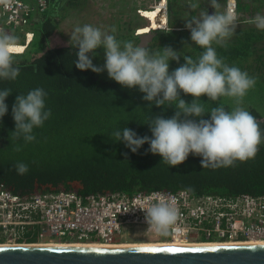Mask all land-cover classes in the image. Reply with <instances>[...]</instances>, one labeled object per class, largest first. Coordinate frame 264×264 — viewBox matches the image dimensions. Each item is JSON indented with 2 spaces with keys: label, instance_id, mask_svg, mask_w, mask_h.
I'll use <instances>...</instances> for the list:
<instances>
[{
  "label": "trees",
  "instance_id": "16d2710c",
  "mask_svg": "<svg viewBox=\"0 0 264 264\" xmlns=\"http://www.w3.org/2000/svg\"><path fill=\"white\" fill-rule=\"evenodd\" d=\"M85 1L48 0L46 10L40 12L36 9L34 20L24 28H14L0 19L1 30L22 38V42H17L19 44L24 43L27 31L34 33L25 50L15 54L20 68L17 78L0 80V89L11 90L6 97L8 112L0 118V187L26 196L62 190L76 191L82 196L107 193L133 195L154 190H187L197 197L263 196L264 113L257 103L242 100L241 106L256 118L262 142L254 158L234 161L231 166L209 165L203 168L202 158L191 153L179 165L169 166L159 154L147 151V142L132 152L123 142L115 140L111 133L121 127H129L140 136H151L146 122L156 114L171 117L177 102L166 101L164 106L151 105L142 98L144 93L138 87L123 86L101 72L75 67L77 49L70 45L63 23L70 14L66 8L71 5L73 11L78 10ZM110 1L115 6L119 4L117 0ZM174 1L178 0H170ZM224 1L211 0L214 6ZM250 1L238 0V12L241 16L247 13L250 18H241L235 32L222 44L213 43V47L225 63L238 66L256 78L255 85L247 93L264 97V30L251 25L252 22L248 23L254 18ZM132 2L136 3L135 0ZM128 3L130 20L118 24L119 28L128 24L127 32L115 37L120 41L139 43L136 30L139 29V34L147 33L148 25L142 24L143 17L138 13L137 6H132L131 0ZM172 3V14H169L168 20L170 28L158 27L154 30L155 35L147 47L154 51L170 46L179 55H190L196 59L202 49L190 40V30L177 22L178 16L192 14L183 9V4L175 10ZM207 6L217 11L210 0H202L198 7L194 6L193 12L199 15V12L207 11ZM146 12H150L144 14L148 20L159 19V15H154L158 12ZM95 51L98 55L92 57L93 61L104 53L102 47ZM182 63L183 56H180L179 62L170 60L169 71ZM36 87L43 88L47 93L45 107L51 110V115L42 126L34 128L35 139L25 142L22 136L13 132L15 122L11 109L19 93H27ZM180 96L189 103L193 100L191 94L182 91ZM198 99L196 102L205 111L216 104H223L228 110L235 106V98L230 97L210 101L201 94ZM209 115L205 113L203 118L207 119ZM18 162L27 165L26 173L21 175L16 171Z\"/></svg>",
  "mask_w": 264,
  "mask_h": 264
},
{
  "label": "clouds",
  "instance_id": "9594fccd",
  "mask_svg": "<svg viewBox=\"0 0 264 264\" xmlns=\"http://www.w3.org/2000/svg\"><path fill=\"white\" fill-rule=\"evenodd\" d=\"M214 7V2H211ZM215 9V7H214ZM237 13L234 8L224 12L209 14L201 11L199 15L186 18L185 27L190 30V40L202 49L193 59L190 55H179L170 46L150 51L146 44L120 41L114 33L102 30L92 24L76 26L69 41L77 49L73 64L80 70L94 72L107 71L110 78L127 87H138L143 99L149 104L164 106L165 102L176 101L175 112L171 117L156 114L148 122L151 136H140L129 127L115 129L111 135L121 141L132 152H136L145 142L153 154H159L169 166L179 165L188 155H199L204 167L231 166L234 161H246L255 157L262 133L256 118L241 106L243 97L256 83V78L238 66L229 65L219 57L213 43L222 44L236 30ZM258 29L264 30V14L254 18ZM19 37L9 31L0 30V80H15L20 68L15 61ZM102 47L104 64H93L95 51ZM184 63L169 71L170 60ZM180 91L191 94L189 103L180 96ZM11 90L0 89V118L8 112L6 97ZM201 94L210 101L221 97L235 98V106L228 110L223 104H216L209 111L197 103ZM47 93L36 87L27 93H19L12 105L15 122L13 132L22 136L25 142L35 139L34 128L42 126L51 115L45 107ZM209 113L207 119L203 118ZM192 117V118H190ZM19 150V149H17ZM19 174L27 172L23 162L16 164ZM147 225L154 226L158 232H166L175 223L178 209L172 198H162L147 206H139Z\"/></svg>",
  "mask_w": 264,
  "mask_h": 264
},
{
  "label": "built area",
  "instance_id": "2783aa9c",
  "mask_svg": "<svg viewBox=\"0 0 264 264\" xmlns=\"http://www.w3.org/2000/svg\"><path fill=\"white\" fill-rule=\"evenodd\" d=\"M154 2L151 10L157 5L161 8L157 21L164 26L159 28L169 29V0ZM47 6L48 0H0V19L14 28H24L34 20L36 9L44 12ZM230 7L237 13V24L242 18L238 0H225V11ZM144 10L138 9V13L144 16ZM33 37V32L25 33L24 50ZM162 198L174 199L178 209L177 220L164 233L147 225L139 208ZM138 232L185 243L264 241V195L197 197L187 190H154L133 195L82 196L76 191L62 190L26 196L0 187V245L32 240L36 244L113 245L127 242L126 234Z\"/></svg>",
  "mask_w": 264,
  "mask_h": 264
},
{
  "label": "water",
  "instance_id": "95a60500",
  "mask_svg": "<svg viewBox=\"0 0 264 264\" xmlns=\"http://www.w3.org/2000/svg\"><path fill=\"white\" fill-rule=\"evenodd\" d=\"M212 13L209 9V14ZM154 35V30L139 34V43L148 45ZM0 264H264V244L127 247L3 244Z\"/></svg>",
  "mask_w": 264,
  "mask_h": 264
},
{
  "label": "rangeland",
  "instance_id": "374dc122",
  "mask_svg": "<svg viewBox=\"0 0 264 264\" xmlns=\"http://www.w3.org/2000/svg\"><path fill=\"white\" fill-rule=\"evenodd\" d=\"M136 1V5L137 6H141L145 5L143 7L145 8H138V9H145L144 10V14H149L150 12H146V10H151V4L153 5L155 2L153 0H135ZM264 0H261V2L259 0L257 1H253L251 0L249 2L251 9H253V16L255 17L258 13L260 14H264ZM171 3L169 0V14H172V10H171ZM202 3V0H178L177 2L174 1L172 3V6H174V9L176 10L178 8L179 4H183V9L186 10V12H191L192 16L196 14V12L194 13V9L196 7L199 6V4ZM263 3V4H262ZM225 2L222 3V5L224 6ZM81 6V9H80ZM79 9L73 11V9L71 8V5L68 6L66 8V11H69V15L67 14V20L65 21V24L63 23V25L66 27H64V30H66V36L70 38V35L73 31V29L76 26L79 25H83V24H92L94 26L100 27L102 30H108L110 31L112 26L115 27L116 31L114 33V35L117 34H121V33H126L127 32V25L124 24L121 28L118 27L119 23H123V22H129L130 20V11H127L126 5L123 3H119L116 4V6L114 4H112V2L110 0H86L85 3L82 2V4H80ZM120 7H122L123 9H121ZM210 9L212 10V8L210 7ZM223 7H222V11H223ZM177 16V14H176ZM143 17V22L142 24H149V21L146 17ZM191 16L188 17H182V16H178L177 17V22L180 21L181 24L186 23V18H189ZM242 18H246L249 19L250 17L247 15V13H243L242 14ZM119 19V20H118ZM118 20V22H117ZM151 21V20H150ZM252 22L250 23L251 25H255V23L253 21H248ZM239 25V23H237ZM156 27H150L149 25L147 26V30H152L154 28H158V27H163L164 24H161L160 26L155 25ZM137 31V30H136ZM20 40V42H22V38L18 39V41ZM17 49L18 51L16 53H21L24 50V46H22V44L17 43ZM22 46V47H21ZM93 64L102 67L104 64V53L100 54V58H96L93 61ZM101 73H103L104 75H107V71L103 70L101 71ZM260 95V94H259ZM253 95L251 94V92L246 93V95L243 97V101H250V102H254L257 103L258 107L263 111L264 113V97H262L261 95ZM233 99V98H232ZM126 236L128 237V241L127 242H123V243H128V244H136V243H143V242H158V241H166L168 242L165 238L160 237L159 235L155 234V233H147V232H138L137 234H126ZM173 241H177V240H173ZM30 242H35L36 241H23L22 243H30ZM172 242V241H169ZM195 242V241H194Z\"/></svg>",
  "mask_w": 264,
  "mask_h": 264
},
{
  "label": "bare ground",
  "instance_id": "6f19581e",
  "mask_svg": "<svg viewBox=\"0 0 264 264\" xmlns=\"http://www.w3.org/2000/svg\"><path fill=\"white\" fill-rule=\"evenodd\" d=\"M155 25L160 26V24L158 23L157 20H153L151 18V21H149V26L152 27H156ZM23 46V45H22ZM17 47V46H16ZM27 244V243H26ZM30 244V243H29ZM32 244V243H31ZM36 244V243H35ZM39 245H50V246H88V247H127V246H142V245H150V246H161V245H170V246H191V245H223V244H264V241H247V242H181L179 240L177 241H172V242H143V243H136V244H128V243H121V244H102V243H87V244H83V243H79V242H73L70 244H60V243H37Z\"/></svg>",
  "mask_w": 264,
  "mask_h": 264
},
{
  "label": "crops",
  "instance_id": "0c3cea01",
  "mask_svg": "<svg viewBox=\"0 0 264 264\" xmlns=\"http://www.w3.org/2000/svg\"><path fill=\"white\" fill-rule=\"evenodd\" d=\"M119 3H123V4H125V5H127V11H129V10H131V8H130V4L128 3V1L129 0H117ZM134 2V1H133ZM132 2V0H131V5L133 6H137L136 5V3H133ZM225 2V1H224ZM146 5V4H145ZM145 5H142L141 4V6H137V8H145L146 6ZM143 6H145V7H143ZM216 7H217V12H224L225 11V4H224V6L222 5V2H220V3H218L217 5H215ZM214 6V7H215ZM222 7L224 8L223 9V11H222ZM121 9H123L122 7H120ZM208 8V7H207ZM151 11H155V12H158L157 14H154V15H159V11H160V6L159 5H157V8L156 9H153V10H151ZM213 12H214V10H213ZM200 13V12H199ZM148 21H150V20H148ZM149 25V24H148Z\"/></svg>",
  "mask_w": 264,
  "mask_h": 264
},
{
  "label": "flooded vegetation",
  "instance_id": "af4514ba",
  "mask_svg": "<svg viewBox=\"0 0 264 264\" xmlns=\"http://www.w3.org/2000/svg\"><path fill=\"white\" fill-rule=\"evenodd\" d=\"M208 7V8H207ZM206 8H207V11H208V13H209V9H210V6H207Z\"/></svg>",
  "mask_w": 264,
  "mask_h": 264
},
{
  "label": "snow or ice",
  "instance_id": "6c2138e0",
  "mask_svg": "<svg viewBox=\"0 0 264 264\" xmlns=\"http://www.w3.org/2000/svg\"><path fill=\"white\" fill-rule=\"evenodd\" d=\"M171 250H173V251H174L175 249H171Z\"/></svg>",
  "mask_w": 264,
  "mask_h": 264
}]
</instances>
